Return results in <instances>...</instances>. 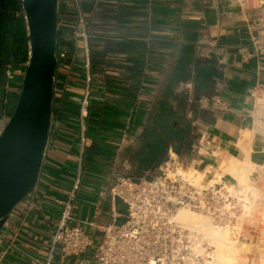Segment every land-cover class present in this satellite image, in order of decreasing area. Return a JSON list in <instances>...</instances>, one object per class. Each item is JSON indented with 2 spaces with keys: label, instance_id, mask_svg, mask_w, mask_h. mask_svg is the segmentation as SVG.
Listing matches in <instances>:
<instances>
[{
  "label": "crops",
  "instance_id": "1",
  "mask_svg": "<svg viewBox=\"0 0 264 264\" xmlns=\"http://www.w3.org/2000/svg\"><path fill=\"white\" fill-rule=\"evenodd\" d=\"M80 4L89 29L92 87L76 217L102 224L111 214L124 213V205L109 194L114 178L156 172L140 153L153 148L145 139L159 130L153 120L154 104L168 87L169 102L174 104L176 92H184L188 104L194 105L181 112L186 113L181 121H190V139L198 146V153L188 156L195 172L211 170L212 181L221 175L238 183L232 174L237 162L248 166L264 160V125L255 129L251 118L257 112L264 116L255 95L264 91V51H257L254 43L264 48V23L251 24L246 16L247 7L256 11L255 0H246L243 8L230 0H80ZM56 14L57 46H66L67 40L72 46L64 67L56 65L50 131L37 183L1 230L0 264L44 261L50 233L60 219L56 199L67 193L75 173L83 52L74 35L72 1L57 0ZM24 68L25 64L17 66L13 79L5 77L0 84V131L16 104ZM176 71L188 77L176 82ZM214 97L231 110L218 108ZM184 141L181 151L188 138ZM168 145L167 150L173 149L170 141ZM84 229L89 234L95 231L89 225ZM52 264L84 263L73 257L62 262L56 254Z\"/></svg>",
  "mask_w": 264,
  "mask_h": 264
},
{
  "label": "built area",
  "instance_id": "2",
  "mask_svg": "<svg viewBox=\"0 0 264 264\" xmlns=\"http://www.w3.org/2000/svg\"><path fill=\"white\" fill-rule=\"evenodd\" d=\"M71 1L76 12L74 35L81 42L83 52V80L77 112L78 158L67 193L56 199L61 205L60 219L50 233L47 253L41 264H52L56 254L62 262L73 257L75 262L83 261L84 264H216L215 247L205 229H225L235 243L243 239V221L249 213L246 204L254 200L251 188L261 185L264 192V160L254 164L250 170L248 189L241 187L236 180L223 179L221 175L212 181L211 170L199 174L191 168L188 156L192 151H199L197 143L192 142L186 152L177 153L169 149L167 158L156 167V172L149 171L141 177L120 175L114 178L109 194L112 201L124 205V213H113L102 224L76 217L75 203L85 171L92 65L89 29L80 0ZM230 1L242 8L246 5V0ZM255 1L256 11L246 9L247 20L251 24L264 23V0ZM254 43L257 51H264L258 41L254 40ZM68 52L66 46L56 50L58 67H64ZM74 60L75 55H72L71 61ZM5 77L7 80L14 77L10 65L5 69ZM263 93V90L255 91L257 97ZM214 101L221 110H231L221 98L214 97ZM257 106L264 108V101L262 104L257 102ZM251 118L255 120V129L264 125V116L258 112ZM183 208L204 217L205 225L188 226L177 220L176 214ZM85 225L95 231L89 234L84 229ZM86 254L88 258L84 260L82 257Z\"/></svg>",
  "mask_w": 264,
  "mask_h": 264
},
{
  "label": "water",
  "instance_id": "3",
  "mask_svg": "<svg viewBox=\"0 0 264 264\" xmlns=\"http://www.w3.org/2000/svg\"><path fill=\"white\" fill-rule=\"evenodd\" d=\"M28 61L14 109L0 131V233L35 188L51 121L57 65V0H21Z\"/></svg>",
  "mask_w": 264,
  "mask_h": 264
},
{
  "label": "trees",
  "instance_id": "4",
  "mask_svg": "<svg viewBox=\"0 0 264 264\" xmlns=\"http://www.w3.org/2000/svg\"><path fill=\"white\" fill-rule=\"evenodd\" d=\"M66 47L71 50V40H67ZM62 48L57 46L56 50ZM28 37L26 23L23 14L21 0H0V84L5 82V69L10 65L13 69L17 66H23L28 61ZM187 73L184 71L175 72L176 82L185 80ZM172 79V78H171ZM170 79V81H171ZM174 95V104L169 102L168 95L171 94V88L165 90L163 97L158 99L154 104L155 117L153 120L158 126L157 133L154 137L146 138L145 142L152 144V150L142 152L143 156L150 168L157 167L162 163L168 154V143L172 145V150L181 153L186 152L191 146V123L186 121L182 123L181 119L186 114H181L194 106L188 104L187 94L184 92H176ZM178 96H180L178 98ZM184 124V125H183ZM158 141L155 144V139ZM188 138V142L181 151L179 148L185 144L184 139ZM191 138V139H190ZM190 139V140H189ZM154 140V143L152 141ZM172 141H175L172 144ZM186 148V149H185ZM180 150V151H179ZM151 161V162H150Z\"/></svg>",
  "mask_w": 264,
  "mask_h": 264
},
{
  "label": "rangeland",
  "instance_id": "5",
  "mask_svg": "<svg viewBox=\"0 0 264 264\" xmlns=\"http://www.w3.org/2000/svg\"><path fill=\"white\" fill-rule=\"evenodd\" d=\"M253 167V165L247 166V183L249 182V172ZM251 192L254 200L246 204L249 213L243 221L244 237L239 241L243 242L244 245L243 247H237V243L233 242L236 245L235 259L240 264H264V192L261 185L254 189L251 188ZM121 221L122 219L119 220V222Z\"/></svg>",
  "mask_w": 264,
  "mask_h": 264
},
{
  "label": "bare ground",
  "instance_id": "6",
  "mask_svg": "<svg viewBox=\"0 0 264 264\" xmlns=\"http://www.w3.org/2000/svg\"><path fill=\"white\" fill-rule=\"evenodd\" d=\"M263 101L264 93L257 97V102L259 104H262ZM237 165L236 169L232 171V174L236 176L238 179V184L241 187L248 188V183L246 182L247 173L245 172L247 170V164H239V162H237ZM176 218L185 225L195 227L204 226L206 221L204 217L184 208L178 210ZM205 231L208 237L211 239L212 245L215 247L214 256L216 264H240L235 259L236 245H234V243L231 241L228 232L225 229L216 230L206 227ZM243 245V242L237 243V247H243Z\"/></svg>",
  "mask_w": 264,
  "mask_h": 264
}]
</instances>
